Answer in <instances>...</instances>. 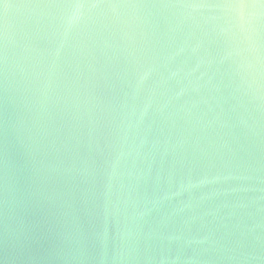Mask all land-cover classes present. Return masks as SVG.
<instances>
[{"label":"water","instance_id":"1","mask_svg":"<svg viewBox=\"0 0 264 264\" xmlns=\"http://www.w3.org/2000/svg\"><path fill=\"white\" fill-rule=\"evenodd\" d=\"M0 264H264V0H0Z\"/></svg>","mask_w":264,"mask_h":264}]
</instances>
